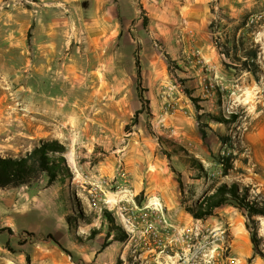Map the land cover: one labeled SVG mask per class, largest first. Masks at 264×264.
<instances>
[{
  "label": "rangeland",
  "instance_id": "374dc122",
  "mask_svg": "<svg viewBox=\"0 0 264 264\" xmlns=\"http://www.w3.org/2000/svg\"><path fill=\"white\" fill-rule=\"evenodd\" d=\"M255 6L233 13L210 0L203 27L201 0H0V156L59 140L73 176L32 181L31 202L0 188V264H264V215L249 220L232 201L206 219L189 212L224 183L264 202V13ZM47 25L60 32L57 51L43 46ZM242 36L259 46L258 79L223 63L231 58L218 45ZM150 173L164 177L153 195L142 191ZM123 231L127 239H113Z\"/></svg>",
  "mask_w": 264,
  "mask_h": 264
},
{
  "label": "trees",
  "instance_id": "16d2710c",
  "mask_svg": "<svg viewBox=\"0 0 264 264\" xmlns=\"http://www.w3.org/2000/svg\"><path fill=\"white\" fill-rule=\"evenodd\" d=\"M215 24L216 17H213L210 21L209 28L214 29ZM246 24L247 22L244 26ZM221 47L224 48V51L221 50ZM218 49L223 57L231 58L230 63L223 60V63L227 68L234 69L238 72L247 71L256 79L259 78V73L261 72L260 64L258 62L260 50L254 40L246 42L245 38L242 36L239 40H232L230 45L229 41L222 46L218 45ZM166 58L170 63L172 62L169 55H166ZM136 64L138 66L139 74V98L141 102H146L143 96V87L141 84L142 77L140 72L139 56L136 59ZM188 94L191 95L189 91ZM193 100L196 102L195 99ZM137 113H139V111H137ZM220 121L223 122L224 119ZM202 135L205 138L206 132L203 131ZM66 152V146L59 140H43L39 145H36L25 155L18 157L0 156V188L4 189L6 187L30 186L32 181L39 180L43 175L47 176L49 185H52L56 181H64L65 179L71 180L73 176L65 158ZM231 167L232 166H225V170H228V168ZM177 175L179 185L182 187V176L181 174ZM231 201L234 202L238 208L245 211L249 220H252L255 215H264V202L262 204L256 202L252 203L248 199L247 193L243 194L237 184L228 186L225 183L221 184L212 194L205 196L203 201L198 205L197 210L191 208L189 212L197 219H206L214 213L215 209L226 205ZM106 215L111 221H113L110 214L107 213ZM96 232L97 230H93L91 235H95ZM31 235L34 236V234ZM50 237L53 239L51 235ZM127 237L128 233L123 231V234L120 237L114 236L113 239L125 240ZM251 239L257 250L258 234L255 230L251 232ZM58 245L64 249L59 243ZM26 260L28 264H31L29 256L26 257Z\"/></svg>",
  "mask_w": 264,
  "mask_h": 264
},
{
  "label": "crops",
  "instance_id": "0c3cea01",
  "mask_svg": "<svg viewBox=\"0 0 264 264\" xmlns=\"http://www.w3.org/2000/svg\"><path fill=\"white\" fill-rule=\"evenodd\" d=\"M49 4H53V5H60V4H73L75 2H78V0H46ZM202 2V6L203 7V11H202V15L198 18L199 24L201 26H205V23L207 22V19L209 18V14H210V8H208V4L210 2V0H201ZM220 4L221 7L225 6L226 8H229L230 10H232V12H240L241 10H243L244 8H247L249 10H251V7H254L255 5H260L262 7L263 13H264V0H220ZM256 7V6H255ZM40 18V17H39ZM42 19V18H41ZM45 20H52V18H47L44 17ZM194 19V18H192ZM55 20V19H54ZM191 25H190V29L188 31H186L185 33H183L182 39L185 43V47H192V40L191 39L194 35H195V30H196V26L195 23H193V21H191ZM45 31V41H44V47H50V48H55V50L57 51L58 48L60 47V45H62V41H61V36H60V32L57 28V25H47L46 26V30ZM49 48V49H50ZM162 175L158 174V173H150V175H146L144 176V178L141 179V183H142V191L144 189L145 194L147 195H153L154 194V190L156 191L158 188H160L163 183H156V185H154V178L155 179H159L160 181H164V177H161ZM158 185V186H157ZM176 188V183L172 177V175H170L167 179V184H166V191L169 192V190L175 189ZM16 191V193L20 194L21 198L20 200L22 201H26L29 200V202H31V199L36 196L37 193L40 192L39 189H37V186L32 185V186H22V187H17L14 189ZM44 221V219H43Z\"/></svg>",
  "mask_w": 264,
  "mask_h": 264
},
{
  "label": "built area",
  "instance_id": "2783aa9c",
  "mask_svg": "<svg viewBox=\"0 0 264 264\" xmlns=\"http://www.w3.org/2000/svg\"><path fill=\"white\" fill-rule=\"evenodd\" d=\"M174 87H176V85H174Z\"/></svg>",
  "mask_w": 264,
  "mask_h": 264
},
{
  "label": "bare ground",
  "instance_id": "6f19581e",
  "mask_svg": "<svg viewBox=\"0 0 264 264\" xmlns=\"http://www.w3.org/2000/svg\"><path fill=\"white\" fill-rule=\"evenodd\" d=\"M1 152V151H0ZM0 155H1V153H0Z\"/></svg>",
  "mask_w": 264,
  "mask_h": 264
}]
</instances>
